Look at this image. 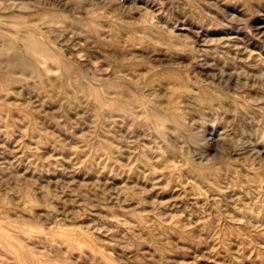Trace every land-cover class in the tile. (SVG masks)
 Wrapping results in <instances>:
<instances>
[{
    "label": "clouds",
    "instance_id": "obj_1",
    "mask_svg": "<svg viewBox=\"0 0 264 264\" xmlns=\"http://www.w3.org/2000/svg\"><path fill=\"white\" fill-rule=\"evenodd\" d=\"M236 4L0 0V264H264V48L212 35Z\"/></svg>",
    "mask_w": 264,
    "mask_h": 264
},
{
    "label": "rangeland",
    "instance_id": "obj_2",
    "mask_svg": "<svg viewBox=\"0 0 264 264\" xmlns=\"http://www.w3.org/2000/svg\"><path fill=\"white\" fill-rule=\"evenodd\" d=\"M229 12L235 13L239 16V24L242 26L238 29H225L217 28L212 32V35L217 37H226L228 35H235L243 37L247 42V46L251 49L260 50L264 48V17L259 16L250 6L249 0H237L235 7H229ZM175 196L183 197L176 200V210L189 214L188 210H194V201L192 197L186 196L183 191H177ZM182 247L190 248L189 259L196 261V264H210L209 259L204 258L206 253H210L211 250L205 246L202 250L194 247L193 245H181ZM90 255V254H89ZM224 253H221V257L217 258V264H222V257ZM249 257H252V253H248ZM199 257V259H197ZM257 264H261V261L257 259Z\"/></svg>",
    "mask_w": 264,
    "mask_h": 264
}]
</instances>
